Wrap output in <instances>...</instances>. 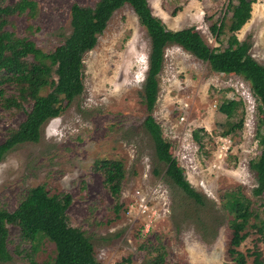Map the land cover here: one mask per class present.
I'll return each mask as SVG.
<instances>
[{
    "label": "rangeland",
    "instance_id": "1",
    "mask_svg": "<svg viewBox=\"0 0 264 264\" xmlns=\"http://www.w3.org/2000/svg\"><path fill=\"white\" fill-rule=\"evenodd\" d=\"M34 1V16H15L9 29L23 35L31 24L28 35L50 51L71 32V9L92 8L98 0ZM148 2L168 29L196 27L210 47L226 45L224 36L216 39L209 30L212 21L230 14L226 0ZM236 34L248 40L251 56L264 64V0L252 3L251 17ZM149 51L150 38L132 7L116 9L84 54L82 93L42 126L38 140L17 145L0 161V207L13 210L36 186L49 194L69 193V222L85 232L101 264L123 258L126 264H143L148 258L144 246L162 250L164 264H233L228 252L232 230L221 202L225 190L239 188L250 199L245 205L253 216L237 249L245 254V264H253L254 250L264 259V241L253 226L264 193L253 194L256 179L249 166L261 148L259 102L250 83L242 75L214 72L177 44L164 49L151 114L187 180L206 196L200 206L165 176L166 165L157 161L153 140L142 126ZM229 99L237 107L224 115L218 105ZM24 117L25 110L0 106V142ZM195 130L201 143L193 138ZM103 158L120 159L125 169L117 215L101 173L92 168ZM5 250L10 259L0 264H42L51 261L53 244L42 236L26 238L10 224Z\"/></svg>",
    "mask_w": 264,
    "mask_h": 264
},
{
    "label": "trees",
    "instance_id": "2",
    "mask_svg": "<svg viewBox=\"0 0 264 264\" xmlns=\"http://www.w3.org/2000/svg\"><path fill=\"white\" fill-rule=\"evenodd\" d=\"M227 13L209 25L216 39L224 36L226 45L222 48L210 47L196 27L168 29L156 16L148 0H98L92 8L74 6L71 9V32L52 50L45 51L28 34L34 26L28 25V32L18 35L9 29L14 17L25 14L30 19L35 14L34 0H0V106L6 110H25V117L17 126L8 128L0 142V161L17 145L26 141H36L42 126L59 115L83 91V57L91 50L98 36L106 28L113 12L129 4L139 23L150 38L148 69L143 82L141 104L147 112L142 126L149 132L157 161L164 163L165 176L184 195L198 205H205L206 196L196 190L187 180L184 168L170 152V143L162 136L159 123L151 114L159 91L158 75L164 62V49L177 44L198 59L209 64L214 72L242 75L251 86L257 98L260 118L257 136L260 152L250 160L254 172L255 196L264 193V64L250 54L248 40H239L237 31L251 17L252 3L255 0H226ZM38 29V27L36 28ZM11 90L7 91L6 87ZM44 91V93H43ZM27 106H29L28 109ZM237 107L234 99L222 101L218 110L224 115L232 114ZM241 123H238V128ZM200 130H195L193 138L201 143ZM226 134V133H225ZM93 169L102 175V183L114 201L113 211L118 214L122 208L121 194L125 169L120 159H99ZM72 197L69 193L49 194L43 187L31 188L13 210L0 207V261L10 259L5 243L8 225H16L26 238L42 236L53 244L51 261L42 264H101L95 257L94 247L85 232L69 222L67 208ZM250 199L240 189H228L222 193V207L229 216L228 225L232 230L228 252L233 264H245L246 256L238 246L245 239L247 223L253 216ZM194 204V205H195ZM260 215L254 228L264 241V198L260 203ZM256 215L254 214V218ZM143 247V246H142ZM148 258L143 264H164L162 250L143 247ZM6 254V256H5ZM253 264H264L259 251H253ZM123 258L114 264H126ZM175 264H185L177 262Z\"/></svg>",
    "mask_w": 264,
    "mask_h": 264
}]
</instances>
